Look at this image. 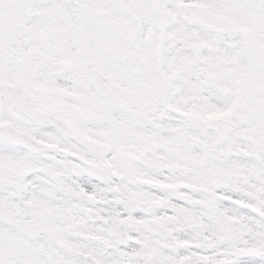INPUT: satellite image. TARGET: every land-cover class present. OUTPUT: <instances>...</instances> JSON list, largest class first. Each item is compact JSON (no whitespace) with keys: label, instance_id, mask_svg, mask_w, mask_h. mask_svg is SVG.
Masks as SVG:
<instances>
[{"label":"snow or ice","instance_id":"obj_1","mask_svg":"<svg viewBox=\"0 0 264 264\" xmlns=\"http://www.w3.org/2000/svg\"><path fill=\"white\" fill-rule=\"evenodd\" d=\"M0 264H264V0H0Z\"/></svg>","mask_w":264,"mask_h":264}]
</instances>
